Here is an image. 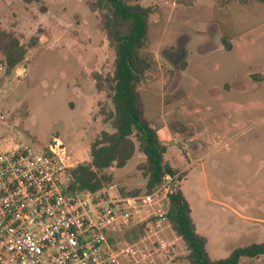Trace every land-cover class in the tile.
<instances>
[{"label":"rangeland","instance_id":"374dc122","mask_svg":"<svg viewBox=\"0 0 264 264\" xmlns=\"http://www.w3.org/2000/svg\"><path fill=\"white\" fill-rule=\"evenodd\" d=\"M126 1L152 10L143 54L155 66L139 86L146 118L167 148L165 161L183 175L177 184L196 219L222 250H210V258H227L258 243L251 231L264 228L254 222L264 219V3ZM0 27L28 49L11 73L0 53V111L10 122L0 137L9 132L36 152L59 140L74 166L88 162L91 143L113 132L105 117L113 111L107 78L115 52L98 14L84 0H0ZM144 161L136 150L125 167L111 168L108 193L143 194ZM141 214L115 234L145 221ZM117 244L135 252L125 264H190L168 222H150L143 239Z\"/></svg>","mask_w":264,"mask_h":264},{"label":"built area","instance_id":"2783aa9c","mask_svg":"<svg viewBox=\"0 0 264 264\" xmlns=\"http://www.w3.org/2000/svg\"><path fill=\"white\" fill-rule=\"evenodd\" d=\"M9 123L0 111V126ZM75 167L59 140L36 152L9 132L0 137V264H125L135 252L115 250L108 234L143 210L148 216L139 224L168 222L177 176L166 175L151 193L125 198L107 189L70 194Z\"/></svg>","mask_w":264,"mask_h":264},{"label":"trees","instance_id":"16d2710c","mask_svg":"<svg viewBox=\"0 0 264 264\" xmlns=\"http://www.w3.org/2000/svg\"><path fill=\"white\" fill-rule=\"evenodd\" d=\"M84 1L91 12L98 14L100 27L115 52L114 72L107 78L111 83L113 111L105 117L113 132H101L91 143L90 160L71 170L69 193H95L107 189L114 179L110 169L125 167L136 150L145 157V161L138 166L146 179L144 193H151L166 175L179 174L165 161L167 148L159 141L157 129L146 118L145 105L139 92L144 77L155 66V61L143 54L152 10L126 0ZM258 1L264 3V0ZM227 40L222 38L225 49L229 50L231 47ZM0 53L4 57L7 72L11 73L18 64L24 62L28 49L14 32L0 27ZM96 84L97 89L102 91L99 76H96ZM182 176V173L178 175L173 192L168 195L167 218L171 230L184 242L190 264H240L244 258L256 259L264 255L262 242L237 248L224 259L210 258L207 240L197 233L190 205L177 184ZM140 193V190H136L127 195L136 196ZM149 223L136 224L126 230L122 237L115 233L108 234V241L115 250L119 249V241L135 244L145 237Z\"/></svg>","mask_w":264,"mask_h":264},{"label":"crops","instance_id":"0c3cea01","mask_svg":"<svg viewBox=\"0 0 264 264\" xmlns=\"http://www.w3.org/2000/svg\"><path fill=\"white\" fill-rule=\"evenodd\" d=\"M190 208H191V216H192L193 222L195 224L197 233L199 235L203 236L204 238H206V240H207L206 248H207L208 253L210 254V250H213L214 252H221L222 250L219 249L218 246H215L214 243H212V240H211V238L208 235V232H207L208 230L206 229V225H204L203 224V221H201L202 219H200V218L196 219V216L194 215L193 208L191 206H190ZM238 218L242 222H244V221H251L252 220V219L251 220H248L246 217H243V216H241V217L238 216ZM254 222H256V223H258L260 225H264V219H255ZM253 229L254 230L251 231V232H253L256 237H259L260 238V241L258 243L264 242V228H262L260 226H255ZM241 233H244V231L241 232ZM240 264H264V255L261 256L260 258H256V259H247V258H244V259L241 260Z\"/></svg>","mask_w":264,"mask_h":264}]
</instances>
